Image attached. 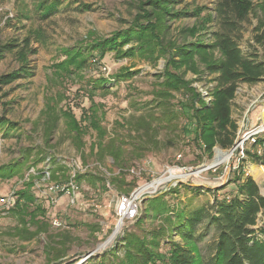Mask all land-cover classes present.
<instances>
[{"label": "rangeland", "instance_id": "rangeland-1", "mask_svg": "<svg viewBox=\"0 0 264 264\" xmlns=\"http://www.w3.org/2000/svg\"><path fill=\"white\" fill-rule=\"evenodd\" d=\"M50 1L0 0V75L11 73L22 65L28 66L30 71V75L0 86V117L8 122L5 127H0V171L17 162L23 166V177L19 176L21 174L0 177V198L12 194L16 199L17 192L25 189L29 170L41 168L49 158L53 169L57 165L65 166L66 175L72 170V163L79 160L80 165L86 167L85 171L104 179L107 189L81 181L74 204H69L68 197L62 196L55 205H50L45 196L31 185L34 205H42L45 210V229L39 232L27 219L25 224H20L11 211L12 207L7 209L0 203V264H95L101 261L118 264L120 260L123 264H130L126 260V248L118 246V240L121 241L125 229L150 238L149 232L159 224L151 215V205L161 202L159 195H164L163 200L172 206L171 209L186 208L189 211L210 204L214 191L217 193L221 186L227 189L219 190V195L233 194L236 179L247 171L264 196V163L251 156L252 146L245 144L244 148L250 155L246 153L247 157L237 162L240 169L235 171L236 152H232L229 159L212 164L217 150L231 152L232 147L221 149L216 146L208 154L195 138L196 127L190 109L197 104L198 97L206 96L215 85L213 75L168 67L172 46L183 43L186 38L194 40L183 29L196 27L195 38L205 34V40L211 31L219 28L215 8L221 0H172L173 10L200 7L204 10L199 19L212 15L214 20L206 26L189 15L166 20L168 30L162 40L163 45L170 44L171 47H167L168 52L163 55L154 53V57L148 59L136 50L131 53L132 47L139 49L133 40L125 43L116 40L114 49L105 52L102 58L93 45L94 42L101 44L113 39L125 30L136 28V25H146L151 19L147 17L151 9L150 0H61L56 10L42 17L39 5L42 2L47 5ZM250 1L252 10L239 23L235 38L246 55L254 54L264 60V41L259 43L255 40V36L264 30V0ZM29 34L30 47L35 52H27L23 62L19 59L18 47L3 48L7 43L22 44V39ZM74 48L87 52L84 53L87 65L78 75L65 76L60 80L52 64L64 58V50ZM93 59L96 60L94 63ZM168 69L188 83V90L168 89L164 99L158 92L164 90L160 83L166 80ZM101 75L110 79L106 83L109 87L107 92L93 90L90 86V78ZM238 87L231 106V116L238 122L237 131L257 125L264 118V81L251 85L241 83ZM55 94L57 97L60 94L65 96L61 106L71 109L76 118L84 111H96L107 131L105 140L115 137L122 142L121 168L109 155L97 158L94 154L96 148L93 153L89 152L91 143L96 141L92 129L84 136L83 151L73 143L64 118H59L47 135L48 117L43 113L48 106L54 105ZM247 115L250 120H247ZM82 126H87L86 121ZM83 157L86 162H83ZM167 166L180 171L188 169L191 174L187 178L179 177L169 190L147 196L141 205V221H125L119 232L102 249H98L97 246L107 241L119 224L114 214L116 196L130 193L150 182ZM205 166L208 168L203 170ZM252 166L254 170H251ZM57 174L58 181L66 180L62 173L57 171ZM54 220L59 224L54 225ZM262 225L264 212L258 215L256 227ZM213 238L211 229L198 241L200 256L206 257L207 246ZM169 239L180 241L177 235H169ZM114 245L118 246L116 257L109 255L111 259H97L109 253ZM165 249L166 246L163 247Z\"/></svg>", "mask_w": 264, "mask_h": 264}, {"label": "trees", "instance_id": "trees-1", "mask_svg": "<svg viewBox=\"0 0 264 264\" xmlns=\"http://www.w3.org/2000/svg\"><path fill=\"white\" fill-rule=\"evenodd\" d=\"M60 4L61 0H51L47 5H43L42 2L39 5L42 17H47ZM149 4L151 9L147 17L151 19L146 25H136V28L125 30L115 38L107 39L101 44L94 42L93 48L97 49L100 58L108 50L114 49L113 45L116 40L121 43L135 41L139 45V49L132 47L131 53L136 50L140 56L147 59L153 58L154 53L163 55L166 51L168 52L166 48L171 47L170 44L163 45L162 40L168 30V25L165 24L166 20L189 15L197 19L203 26L214 20L212 15L199 19L204 10L200 7H195L192 10L186 8L173 10L172 0H150ZM86 7L84 5V8ZM251 10L252 2L250 0H221L215 8V18L219 21V28L211 31L205 40L203 39L205 34L195 38L196 27L183 29L182 31L191 35V38L194 37V40L186 38L183 43L173 45L169 50L171 54L167 59L168 67L172 66L175 70L183 68V72L191 71L199 75H213L212 79L215 81V85L211 86L203 98L196 96L198 97L197 104L191 106L190 109L196 127L195 138L208 154H211L215 146L228 149L234 145L238 124L231 116V106L239 84L251 85L264 81V60L258 59L254 54L246 55L235 38L239 23L247 18ZM29 37H31L30 34L22 39V44L7 43L3 48L18 47L19 59L23 62L27 52H35V49L30 47ZM255 40L259 43L264 41V30L255 36ZM103 47L108 48L104 50ZM84 53L87 52L80 51L78 48L64 50V58L52 64V67L56 68L54 70L57 71L56 77L63 80L65 76L71 78V75H78L81 69L87 65V56ZM95 61L93 59L92 63ZM167 71L165 73L166 80L160 83L164 90L158 92V95L165 99L169 93L168 89L188 90V83L179 74L177 75L169 69ZM25 75H30V71L28 66L22 65L11 73L0 75V86L7 85ZM109 80L108 77L101 75L97 78H90L89 82L93 90L103 89L107 92L109 87L106 86V83ZM89 97H93L92 94H89ZM56 98L54 105L48 106V110L43 113L46 118L48 117L46 120L47 135L52 132L59 118H64L73 143L79 151H83L84 136L92 129L95 132L96 141L91 143L89 152L93 153L96 148L97 152L94 154L97 158L109 155L114 164L121 168L124 155L122 142L115 137L105 140L107 131L101 125V118L97 117L96 111L91 110L90 113L84 111L82 116L76 118L71 109L62 108L61 103L65 96L60 94ZM83 121H86L87 126H82ZM7 123L4 118L0 117V127H5ZM82 160L86 162L84 157ZM22 167V163H14L1 169L0 177L10 178L18 174L23 177ZM54 169L52 171L53 179H58L57 171L67 179L65 166L57 165ZM75 181L77 184L85 181L93 187L98 184L97 186L102 190L107 189L102 177L88 171L76 173ZM25 183V189L17 192L18 196L11 211L16 214L20 224H25L29 220L39 232L45 229V210L42 205H34L35 197L30 189L32 178ZM235 184L236 190L233 194L222 193L219 195L220 189H218L217 193L214 191L215 194L210 204L189 211L186 208L171 209L172 206L164 202V195H159L161 202L151 205V215L159 221V224L149 232L150 238L147 239L143 235L139 236L133 231L125 229L121 235V241L118 240V246L123 245L126 248L128 263L264 264V225L256 227L258 215L264 212V196L250 175H241L236 179ZM223 187H220V191L227 189V187ZM193 189L196 190L195 187ZM140 219V217L137 218V221H141ZM211 229L214 231L213 242L207 246L206 257L200 256L198 241L206 236L207 231ZM169 235H177L180 241L169 239ZM118 246L114 245L110 250L112 253L108 250L109 253L106 252L97 259L104 257L111 259L109 255L115 256ZM164 246H166L165 251L163 250ZM95 264H105V262L101 261ZM118 264H123L122 260Z\"/></svg>", "mask_w": 264, "mask_h": 264}, {"label": "built area", "instance_id": "built-area-1", "mask_svg": "<svg viewBox=\"0 0 264 264\" xmlns=\"http://www.w3.org/2000/svg\"><path fill=\"white\" fill-rule=\"evenodd\" d=\"M238 90L239 87L237 88L236 93ZM236 136L231 150V152H236V158H234L236 164H233V170L237 171L240 169V165L237 162L240 159H245L247 157L246 153L249 155L251 153V156H253L255 160L263 164L264 118L263 121L257 125L246 126L243 129H239ZM245 144L252 146L250 153L245 150ZM47 161L49 162H45L41 168H31L26 176L27 180L33 178L32 187H36L38 192L45 196L48 204L55 205L58 202V199L62 196H67L69 204H74L77 200V193L79 192V184L75 181V175L78 172H86V167H82L79 160L78 162L75 160L71 165L72 170L69 172L67 179L64 181H58V179L54 180L52 178V171L54 169L51 166L50 158ZM206 168L208 167H202L203 170ZM242 170L244 171V168H242ZM190 172L191 171L188 169L180 171L167 166L161 174L153 176L150 182H146L130 193L118 194L114 206V214L117 217V223L122 225L125 221H133L134 219H137L141 213L142 202L147 196L151 197L156 193H163L169 190L178 181L179 177H177V175L185 174V177L187 178L191 174ZM243 173L244 175H248L247 171H244ZM41 186L43 188H40ZM15 200L14 196L9 194L7 197H1L0 203L8 209L14 206ZM53 223L54 225L59 224L56 220H54ZM117 232H119V230Z\"/></svg>", "mask_w": 264, "mask_h": 264}, {"label": "bare ground", "instance_id": "bare-ground-1", "mask_svg": "<svg viewBox=\"0 0 264 264\" xmlns=\"http://www.w3.org/2000/svg\"><path fill=\"white\" fill-rule=\"evenodd\" d=\"M232 155V152H220L219 150H217V156L215 157V159L212 161V164L216 163L218 160H227L230 158V156ZM215 165V164H214ZM255 168L252 166L251 167V170H254ZM195 173V172H194ZM177 177H185V174H180V175H177ZM120 224H118L116 226V229L114 230L113 234L109 237V239H107V241H105L104 243L102 244H99L97 246L98 249H102L105 244H107L116 234V232L119 230L120 228Z\"/></svg>", "mask_w": 264, "mask_h": 264}, {"label": "crops", "instance_id": "crops-1", "mask_svg": "<svg viewBox=\"0 0 264 264\" xmlns=\"http://www.w3.org/2000/svg\"><path fill=\"white\" fill-rule=\"evenodd\" d=\"M251 118H250V116L249 115H247V120H250ZM237 124H238V122H237Z\"/></svg>", "mask_w": 264, "mask_h": 264}, {"label": "water", "instance_id": "water-1", "mask_svg": "<svg viewBox=\"0 0 264 264\" xmlns=\"http://www.w3.org/2000/svg\"><path fill=\"white\" fill-rule=\"evenodd\" d=\"M216 147V146H215ZM218 148V147H217ZM218 149H220V148H218ZM230 150H232V148L230 149ZM90 254H92V253H89L88 255H90ZM88 255H86V256H88Z\"/></svg>", "mask_w": 264, "mask_h": 264}]
</instances>
